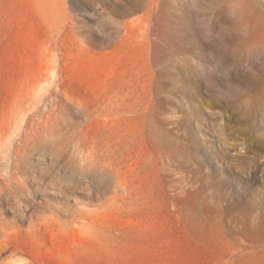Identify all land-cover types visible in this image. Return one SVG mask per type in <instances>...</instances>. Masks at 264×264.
<instances>
[{
    "label": "rangeland",
    "instance_id": "374dc122",
    "mask_svg": "<svg viewBox=\"0 0 264 264\" xmlns=\"http://www.w3.org/2000/svg\"><path fill=\"white\" fill-rule=\"evenodd\" d=\"M0 264H264V0H0Z\"/></svg>",
    "mask_w": 264,
    "mask_h": 264
}]
</instances>
